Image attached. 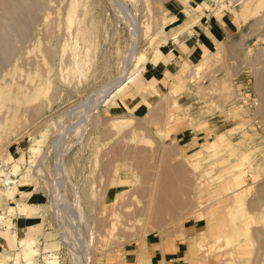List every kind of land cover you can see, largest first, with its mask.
Wrapping results in <instances>:
<instances>
[{"label":"rangeland","instance_id":"obj_1","mask_svg":"<svg viewBox=\"0 0 264 264\" xmlns=\"http://www.w3.org/2000/svg\"><path fill=\"white\" fill-rule=\"evenodd\" d=\"M210 4L242 53L199 55L182 97L159 91L141 66ZM252 47L264 0H0V264H115L176 225L203 258L264 264Z\"/></svg>","mask_w":264,"mask_h":264},{"label":"crops","instance_id":"obj_2","mask_svg":"<svg viewBox=\"0 0 264 264\" xmlns=\"http://www.w3.org/2000/svg\"><path fill=\"white\" fill-rule=\"evenodd\" d=\"M214 8L211 4L209 7L200 6L198 11L201 12V15L199 18L190 27L182 29L175 36L173 33L168 34L159 46L161 55L154 60L155 56L152 53L147 57L146 63L141 66V72L145 73L146 80L151 81L159 91L170 90L173 91V96L182 97L179 93H174V90L180 85L179 71L184 65L194 64L199 55H204L206 58V56L217 53L219 49L221 52L224 49L229 53V50L233 48H236V52L242 53L241 42L239 43L237 39L235 42H228V38L236 35L239 30L235 17L227 10L215 11ZM240 48L241 50L238 51ZM252 50L255 53L252 60L253 67L257 65L252 71L256 77V88L262 93L264 102V75L261 76L260 70L262 69H258L256 72L257 68L264 69V61L261 60L264 47H252ZM237 61L239 66L236 74L240 76L243 74V68L247 65L244 64L242 58H237ZM260 63H262L261 66ZM232 85L233 88L236 87L234 83ZM254 122L256 123V121ZM259 123L257 131L264 132V113L260 116ZM181 229L180 225H176L175 228L168 226L152 237H145L133 248L125 251L124 258L115 264H244V257H241V260H230V249L223 251L220 257L203 258L195 253L192 236L185 230L184 236L179 234ZM224 253H226L225 256ZM2 258L0 257V262H3Z\"/></svg>","mask_w":264,"mask_h":264},{"label":"bare ground","instance_id":"obj_3","mask_svg":"<svg viewBox=\"0 0 264 264\" xmlns=\"http://www.w3.org/2000/svg\"><path fill=\"white\" fill-rule=\"evenodd\" d=\"M69 17V16H68ZM71 18V17H70ZM69 19V18H68ZM70 21H71V19H70ZM177 34V33H176ZM176 34H174V36L176 35ZM135 77L136 76H129L128 78H127V80L125 81V83H123L120 87H118L114 92H113V94H112V96L114 95V94H116V93H118V92H120L123 88H124V86L125 85H127V83H131V82H133L134 81V79H135ZM9 178H6L5 180L7 181ZM7 183V182H6ZM6 194V193H5ZM8 210V209H7ZM3 213V212H2ZM5 213V212H4ZM6 215V214H5ZM3 217V216H2ZM1 218V217H0Z\"/></svg>","mask_w":264,"mask_h":264},{"label":"built area","instance_id":"obj_4","mask_svg":"<svg viewBox=\"0 0 264 264\" xmlns=\"http://www.w3.org/2000/svg\"><path fill=\"white\" fill-rule=\"evenodd\" d=\"M246 105L248 106V108H250V107L257 108V106L259 105L258 99L256 97H252L251 94L248 93Z\"/></svg>","mask_w":264,"mask_h":264}]
</instances>
